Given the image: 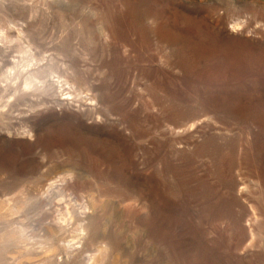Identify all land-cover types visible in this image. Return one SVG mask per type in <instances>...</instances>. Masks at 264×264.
Instances as JSON below:
<instances>
[{"label": "rangeland", "instance_id": "obj_1", "mask_svg": "<svg viewBox=\"0 0 264 264\" xmlns=\"http://www.w3.org/2000/svg\"><path fill=\"white\" fill-rule=\"evenodd\" d=\"M63 177L102 264H264V0H0V264Z\"/></svg>", "mask_w": 264, "mask_h": 264}, {"label": "bare ground", "instance_id": "obj_2", "mask_svg": "<svg viewBox=\"0 0 264 264\" xmlns=\"http://www.w3.org/2000/svg\"><path fill=\"white\" fill-rule=\"evenodd\" d=\"M29 64H31V61ZM30 85L31 84H27V87ZM65 186L66 178L63 177L51 182L47 191L44 193L43 199H45L48 204L45 203L47 206L44 211L42 210V228L39 230V235H31L29 231L31 227L21 225L17 237L21 241L33 240L34 245H44V254L42 253L43 256L38 258L44 260V262L48 261L50 264H77L80 258L81 264H102V257L108 251V246L103 243L92 242L90 246L93 249L89 250V243L87 242L90 223L86 220L88 218L91 219L93 217L92 215L96 213L95 205L92 204L94 200L88 202L92 204L91 207L88 205H81L79 207H77V205L71 206V201L68 200L69 195ZM15 211L19 213L17 208ZM90 211H92V213H90ZM41 215L42 214H40V216ZM31 230L32 233L37 231L36 229ZM98 231L99 238L106 234L104 229H98ZM59 253L60 258L58 256Z\"/></svg>", "mask_w": 264, "mask_h": 264}]
</instances>
